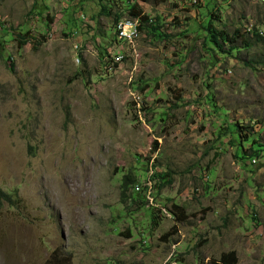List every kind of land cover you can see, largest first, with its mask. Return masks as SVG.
I'll return each mask as SVG.
<instances>
[{
	"label": "rangeland",
	"instance_id": "374dc122",
	"mask_svg": "<svg viewBox=\"0 0 264 264\" xmlns=\"http://www.w3.org/2000/svg\"><path fill=\"white\" fill-rule=\"evenodd\" d=\"M45 1L0 0V190L17 199L0 195V264H264V156L244 169L219 141L228 123L264 129V46L243 41L264 36V0H210L243 46L213 55L208 0ZM133 3L165 37L118 41ZM130 170L173 181L123 202Z\"/></svg>",
	"mask_w": 264,
	"mask_h": 264
},
{
	"label": "trees",
	"instance_id": "16d2710c",
	"mask_svg": "<svg viewBox=\"0 0 264 264\" xmlns=\"http://www.w3.org/2000/svg\"><path fill=\"white\" fill-rule=\"evenodd\" d=\"M100 1L102 2L103 0H100ZM161 1H166V0H161ZM208 2L213 3L214 7H212L211 9H209V11L204 13L206 20H204V23L202 24L203 35H204L203 46L207 49V51L210 50L211 51L210 53L212 55L216 53L217 50L223 51V52H229L231 54H233L234 52L241 51L243 49V46H241L238 43V39L241 36L240 30L236 29L234 32L231 33L228 30L217 28L213 20L216 15L218 16L216 10L220 8L219 7L216 8L217 6L216 1L208 0ZM34 3H35L33 6L34 8H36L38 5L42 10L47 6V3L45 0H34ZM127 3H129V1H127ZM101 6H102V12H106L107 6L103 4V2L101 3ZM125 10H127L129 16H131L132 18H136L140 21L141 31L147 30L153 36H159V37L166 36L159 30L158 26L153 25V19L150 18V16H148L147 14L143 13L142 9L139 7L137 3L126 4V7L123 9V11L116 12L115 14L116 22L119 19H121ZM107 12L110 13L109 11ZM39 13L42 14V12H39ZM250 31L252 32V36L248 37L246 40L245 39L243 40L244 47H250L251 40H253L256 43H261L264 46V36L262 35V32H259L256 29L254 30L251 29ZM250 31L246 33L249 34ZM27 34H28V30H26L25 32H22L23 36L18 40L19 49L24 47L25 41L27 40ZM225 46H227L228 48L225 49ZM246 63L250 64L251 62L247 61ZM206 96H208V98L212 101V96H211V92L209 88H208V91H206ZM219 109H221L220 110L221 112L224 111V109L222 108H218V110ZM241 126L243 125H240V122L228 123L227 126L221 131L219 135V141H221V145H223L222 143L223 136L225 135L229 136L228 143L234 147L235 159L241 165V167L246 169L249 166V164H247L248 159L253 160L257 157L264 156V142H262L260 139L261 131H263L264 129L260 131H255L254 128L250 127L251 132L249 134H242ZM247 127H249V125H247ZM247 144H249L250 146H247ZM248 170L249 172H253L252 168ZM156 179L157 181H155ZM150 180H154L155 182L154 185H152V187L154 186L155 189H161L164 186L170 185L172 183L173 181L172 173L171 171L154 172L153 176H150ZM138 185L141 186L140 191L139 190L136 191L137 193L136 195L138 196V198L135 197L133 194H132V197L137 203L141 202V205H145L148 202V200L145 198L148 185L147 183L142 185L141 179L138 177V175L135 172L131 170L127 172L126 174H124L122 177L121 200L123 202H126L128 198L130 197L128 192L131 189V187L134 188L135 186H138ZM0 195L2 196L4 200L10 203H16L17 199L14 198L15 196L14 194L0 190ZM172 207H173L174 213L176 214V217L179 220H182L183 218H187V216L185 215V210L182 206L173 203ZM151 213L155 214L153 211V208H152ZM154 222H156L155 219H154ZM55 258H56V255L54 254L49 259L48 263H52ZM56 264H67V262L63 259L61 262L60 260H58ZM211 264H239L238 254L236 250H229V251L222 252L219 259L213 260Z\"/></svg>",
	"mask_w": 264,
	"mask_h": 264
},
{
	"label": "built area",
	"instance_id": "2783aa9c",
	"mask_svg": "<svg viewBox=\"0 0 264 264\" xmlns=\"http://www.w3.org/2000/svg\"><path fill=\"white\" fill-rule=\"evenodd\" d=\"M140 24H135L134 18H130V22L124 23V26L121 28H118L115 33L117 36L118 41L120 42H128L133 43L136 40L137 37V30ZM248 31H250L252 28H247ZM121 54L119 55V58H123L124 54L122 50L120 51ZM140 189V186H139Z\"/></svg>",
	"mask_w": 264,
	"mask_h": 264
},
{
	"label": "bare ground",
	"instance_id": "6f19581e",
	"mask_svg": "<svg viewBox=\"0 0 264 264\" xmlns=\"http://www.w3.org/2000/svg\"><path fill=\"white\" fill-rule=\"evenodd\" d=\"M135 20V24H140V21L136 18H134ZM127 22H130V18H123V19H119L117 22H116V25H115V31L118 29V28H121L122 26H124V23H127ZM141 36V30H140V26L138 27V30H137V37H136V40ZM148 185V184H147ZM150 188H152V185L151 186H148L147 187V190H149ZM141 189V187H140ZM137 190H139V185L137 187Z\"/></svg>",
	"mask_w": 264,
	"mask_h": 264
},
{
	"label": "clouds",
	"instance_id": "9594fccd",
	"mask_svg": "<svg viewBox=\"0 0 264 264\" xmlns=\"http://www.w3.org/2000/svg\"><path fill=\"white\" fill-rule=\"evenodd\" d=\"M130 18H132V17H130Z\"/></svg>",
	"mask_w": 264,
	"mask_h": 264
}]
</instances>
